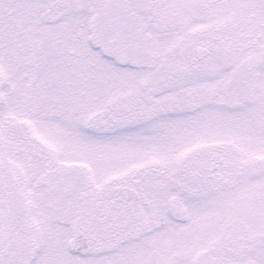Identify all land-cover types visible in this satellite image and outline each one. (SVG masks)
Instances as JSON below:
<instances>
[{
  "label": "snow or ice",
  "instance_id": "obj_1",
  "mask_svg": "<svg viewBox=\"0 0 264 264\" xmlns=\"http://www.w3.org/2000/svg\"><path fill=\"white\" fill-rule=\"evenodd\" d=\"M0 264H264V0H0Z\"/></svg>",
  "mask_w": 264,
  "mask_h": 264
}]
</instances>
